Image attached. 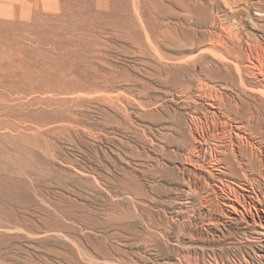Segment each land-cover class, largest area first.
Masks as SVG:
<instances>
[{"label":"rangeland","instance_id":"obj_1","mask_svg":"<svg viewBox=\"0 0 264 264\" xmlns=\"http://www.w3.org/2000/svg\"><path fill=\"white\" fill-rule=\"evenodd\" d=\"M263 63L264 0H0V264H264Z\"/></svg>","mask_w":264,"mask_h":264},{"label":"bare ground","instance_id":"obj_2","mask_svg":"<svg viewBox=\"0 0 264 264\" xmlns=\"http://www.w3.org/2000/svg\"><path fill=\"white\" fill-rule=\"evenodd\" d=\"M161 10V9H160ZM159 10V11H160ZM161 12V11H160ZM170 23V22H169ZM174 27V26H173ZM171 29V28H170ZM214 36V35H213ZM211 39V38H210ZM161 41V40H160ZM156 43V42H155ZM259 61V60H258ZM255 62V61H254ZM264 64V63H263ZM258 66V65H257ZM181 67V66H180ZM246 67V66H245ZM262 67V66H261ZM162 68V67H161ZM183 68V67H181ZM158 69V68H157ZM259 69V68H258ZM241 70V69H240ZM250 70V69H249ZM253 70V69H252ZM263 70V67H262ZM257 73V72H256ZM261 73V71L259 72ZM257 76V75H256ZM174 77V76H173ZM251 78V77H250ZM253 78V77H252ZM258 78V77H257ZM256 79V78H255ZM260 81V80H259ZM259 83H257L258 85ZM54 92V91H53ZM80 93V92H79ZM89 93V92H88ZM69 94V93H68ZM259 94V93H258ZM86 95V94H85ZM88 96V95H87ZM241 96V95H240ZM260 99V98H259ZM262 99V98H261ZM259 101V100H258ZM264 101V100H263ZM58 108V107H57ZM77 108V106H76ZM225 137V136H224ZM229 138V137H228ZM240 141V140H239ZM239 149V148H238ZM232 150V149H231ZM216 151V150H215ZM242 154V153H241ZM235 155V154H234ZM204 157V156H203ZM187 161V160H186ZM248 163V162H247ZM205 164V163H204ZM230 166V165H229ZM248 166V165H247ZM225 167V166H224ZM241 168V166H240ZM260 168V167H259ZM261 170V169H260ZM247 171V170H246ZM261 172V171H260ZM217 174V173H216ZM251 174V173H250ZM260 174V173H259ZM206 176V175H205ZM245 181H249L246 174H244ZM236 178V177H235ZM216 179V178H215ZM256 182V181H255ZM195 183V182H194ZM210 183V182H209ZM250 185H253V181L250 180ZM210 185V184H209ZM217 185V184H216ZM258 185V184H257ZM241 186V185H240ZM239 186V187H240ZM249 186V185H248ZM221 187V186H220ZM242 187V186H241ZM244 187V186H243ZM209 188V187H208ZM253 188V187H252ZM232 189V188H231ZM243 189L247 190L246 187ZM255 189V188H254ZM253 189V190H254ZM193 190V189H192ZM230 191V190H229ZM236 190L234 189V198H228V200H224L222 203L225 207V210L222 212L225 214V217H227V221L231 223H242V228L251 235V238L249 240L256 241L258 243H263L264 246V193H262L260 196L256 194V198L253 204V210L251 208H246L245 204L240 201L238 196H236ZM262 192V191H261ZM242 193V192H241ZM255 193V191H254ZM203 195V194H202ZM230 195V194H229ZM113 196V195H112ZM211 196V195H210ZM208 198V197H207ZM207 198L205 199L206 205H209ZM225 199V198H224ZM216 201V198H215ZM252 202V201H251ZM114 203V202H113ZM107 207V206H105ZM241 207V208H240ZM243 209V210H242ZM208 210V209H207ZM214 210V209H213ZM105 211V210H104ZM218 212V211H217ZM117 213V212H116ZM126 214V213H125ZM212 214V213H211ZM214 214V213H213ZM121 215V214H120ZM85 218V217H84ZM112 220V219H111ZM110 220V221H111ZM221 220V219H220ZM221 222V221H220ZM116 223V222H115ZM125 223V222H124ZM108 225V224H107ZM119 225V224H118ZM238 227V226H237ZM83 228V227H82ZM235 228V227H234ZM61 230V229H60ZM123 231V230H122ZM247 242V241H246ZM81 244V243H80ZM257 248V247H256ZM110 250V249H109ZM260 251L264 252L263 248L259 249ZM89 251V250H88ZM114 251V250H113ZM255 251V250H254ZM253 251V252H254ZM80 253V252H79ZM120 253V252H119ZM257 253V252H256ZM124 255V254H123ZM260 255H263L262 253ZM84 256V255H83ZM244 256V255H243ZM109 258V257H108ZM111 258V257H110ZM79 259V258H78ZM85 259V258H84ZM92 259V258H91ZM108 261V260H107ZM113 262V261H112ZM124 262V261H123ZM246 262V261H245ZM127 263V262H126Z\"/></svg>","mask_w":264,"mask_h":264}]
</instances>
